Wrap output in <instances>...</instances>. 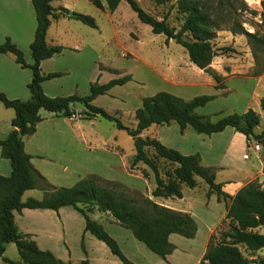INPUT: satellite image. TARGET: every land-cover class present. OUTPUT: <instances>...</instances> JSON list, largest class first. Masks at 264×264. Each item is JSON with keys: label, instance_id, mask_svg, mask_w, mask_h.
<instances>
[{"label": "trees", "instance_id": "obj_1", "mask_svg": "<svg viewBox=\"0 0 264 264\" xmlns=\"http://www.w3.org/2000/svg\"><path fill=\"white\" fill-rule=\"evenodd\" d=\"M54 0H32L36 11L37 28L30 46L34 62L28 64L24 52L10 38L0 44V53H12L16 61L33 73L28 87L31 92L29 100L11 99L0 91V103L15 111L11 123L13 129L9 135L0 140L1 155L11 162L10 175H0V258L7 264H90L88 259L72 262L62 261L49 250H42L33 236L20 230L14 211L22 212L24 208H48L58 211L61 207L72 206L85 217V232H90L103 241L122 264H135L123 252L118 241L111 236L104 226L90 218L89 212L95 208L100 212L110 213L122 227L129 229L134 237L142 241L153 253L167 261L177 246L170 241V235L178 234L185 238H194L198 224L192 214L178 211L155 202L150 196L131 190L120 182L106 180L96 174L88 175L70 187H57L48 182L46 177L34 167L32 156L25 151V138L36 132L43 120L40 110L45 109L56 114L72 117L76 114L73 104H84L89 116L101 115L114 121L119 129H124L133 137L136 154L131 168L139 162L146 164L154 173L156 187L152 192L155 197L182 198V185L190 188L197 186V177L208 185V197L215 193L219 200L226 203V217L229 229L220 233L217 240L212 234L207 249L199 264H264V257L258 261L249 259L242 252L245 247L250 253L264 249V234L256 228L264 226V186L254 181L243 187L235 196L223 191L222 184L216 182L213 167L202 164L199 153L185 155L179 150L163 144L157 138L143 137L142 133L152 125H171L176 123L181 134L192 128L198 134L212 135L227 127H233L243 133L248 142H257L264 148V130L261 115L252 108L243 113H230L217 121L211 116L197 113L199 106H204L216 98V95L201 94L191 99L168 91H158L145 96L142 105L136 109L135 128L125 125L118 117L105 108L93 104L100 95L107 94L114 86L124 85L132 80L131 75L114 78L106 83L99 79L90 85L86 96L77 94L68 96H48L43 89L45 80L61 76V73L41 72V62L63 51L60 45L47 43V32L54 16ZM97 7L114 12L121 2H126L136 13L139 21L151 27L155 34H163L167 42L174 40L188 52L190 60L200 69L209 71L213 59L227 53V50L215 49L212 41L219 31L229 30L234 35H245L249 44L264 46V38L257 32L251 33L244 27L242 12L238 0H156L157 4H170L175 9L181 23L179 28L171 25L168 15L159 19L143 8L138 0H91ZM246 3L244 0H240ZM105 2V4H104ZM264 4V1H262ZM263 6V5H262ZM264 10V6H263ZM66 8L60 13L68 14ZM257 14L258 11H253ZM74 13V18L84 24L97 28L95 18ZM264 22V13L261 14ZM215 78L219 77L215 75ZM223 83L216 89H223ZM264 109V99H261ZM150 150L153 152L150 153ZM172 165V169L162 172L159 161ZM40 189L44 192L42 199L33 197L22 201L25 191ZM15 243L20 259L18 261L4 256L6 245ZM82 249L87 253L84 237Z\"/></svg>", "mask_w": 264, "mask_h": 264}, {"label": "crops", "instance_id": "obj_2", "mask_svg": "<svg viewBox=\"0 0 264 264\" xmlns=\"http://www.w3.org/2000/svg\"><path fill=\"white\" fill-rule=\"evenodd\" d=\"M86 1L94 4L91 0H54L52 2L54 16L51 17V24L46 40L48 45H60L64 49L51 58L43 60L41 62V72L44 75L49 73L69 74L71 77L61 82H55L56 78L45 80L42 86L48 96L78 95L80 84L86 83V85H89L90 83L91 85L94 82L95 75L105 71L99 68L95 74L94 67L89 69L87 65H84V59H88V55L93 56V53L99 55L98 51L95 50L96 41L94 39L84 41L82 37L79 38L76 32L77 28H74L76 26L71 22L74 20V16H71L70 12L93 13V7L90 8ZM60 8H66L70 12L68 14L60 13ZM127 9L128 7L124 5V1L121 2L114 12L99 8L100 12L109 18L111 28H108V32H111L113 36L121 34V27L119 28L121 15L119 14L115 17V14L119 10ZM36 28L37 18L32 0H0V44L4 43L7 38H10L24 52V57L28 64L34 62L30 46L34 40ZM98 30L101 34L98 42L99 46H103L102 51H109L111 47L115 48L112 46V36H109L100 24H98ZM92 34L94 35V33ZM32 77V70L22 67L16 61L14 54L0 53V91L4 92L9 98L29 100L31 92L28 85L32 81ZM247 79L255 80V86H259L263 80L257 77ZM124 85L114 86L108 94L98 96L94 102L98 98L109 94L112 98L117 99L118 97H116L115 93ZM211 88L213 92L209 93H215L216 87L209 83L208 77L200 76L199 80L191 85L190 90L198 92L205 89L211 90ZM197 92L190 94L191 96H179L191 99L199 94V92L196 94ZM199 95H201V92ZM78 103L80 102L73 104L76 114L72 117H66L63 114H56L41 109L40 114L43 120L38 124L36 132L25 138V151L32 156V164L46 177L50 184L57 187H70L86 175L96 174L105 176L100 170L91 168L92 165L87 162L86 157L83 158L86 149L91 150L92 142L90 138L93 137L92 133L90 134L86 130L89 128L85 123L90 118L94 119L96 116L85 114L86 108L80 109V107H75ZM210 103L208 102L204 106H199L196 111L199 114L209 115L211 110L208 106H210ZM124 104L126 103L124 102ZM141 105L142 101L137 108ZM248 109L249 106L244 112ZM259 114L261 115V113ZM14 116L15 111L12 108H7L0 103V140L5 139L13 129L11 121ZM212 119L213 121H217L220 118L217 120ZM173 124L168 127L176 128ZM160 126L163 127L164 125ZM191 130L193 129H186L181 135V139L163 130H160V134H157L155 137L166 146L177 149L185 155L199 153L202 164L215 169L216 182L222 184L223 191L231 196H235L243 187L254 181H258L264 186V148L260 150L252 148L246 136L236 131L233 127H227L225 130L213 133L212 135H194ZM258 130H264L262 122ZM163 137L167 140H164ZM189 139L199 141L200 144L194 148V146L188 144ZM90 155L93 156L94 154ZM131 163L132 160L130 162L131 170L140 169L141 174L150 179L151 169L149 167L141 166L140 164L143 162H139L134 168H131ZM11 172V162L9 159L2 157L0 148V175L8 176ZM184 186L185 184L182 185V198L153 196L152 192L156 184L150 188L147 186L145 194L160 205L192 214L197 224L198 222H204L203 224L206 225L204 242L198 252L194 253V258H200L206 251V242L211 232L226 217V203L223 200H219L215 193L208 197V185L199 180L198 177L197 186L194 188L189 187L188 195L185 192ZM199 186L202 188L203 199H198V195L196 196V190ZM43 196L44 192L42 190L30 189L24 192L22 201H26L30 197L42 199ZM195 209L199 210V212L197 213ZM14 216L22 232L31 234L42 250L51 251L62 261L79 262L88 259L90 264H122L121 260L112 254L109 247L103 241L97 239L90 232H85V217L72 206L61 207L58 211L48 208H24L22 212L14 211ZM89 216L112 233L121 248L123 247L121 241L125 243L128 250L126 249L123 252L135 264H177L175 262L176 256L192 252V248H181V246H184L179 245L176 242L179 239L174 240V234H172L170 235V241L177 246V249L168 255L167 261L161 257L157 258L146 252L135 241L134 238L136 237H134L132 232L130 233L129 229L118 224L110 213L100 212L95 208L89 212ZM256 231L264 233V226L256 228ZM83 237L87 253L82 249ZM136 240L139 239L136 238ZM196 241L198 239H192V242ZM261 251H264V249L257 251L256 254H259ZM4 256L15 261L20 259L15 243L11 242L6 245ZM0 264L7 263L0 258Z\"/></svg>", "mask_w": 264, "mask_h": 264}, {"label": "rangeland", "instance_id": "obj_3", "mask_svg": "<svg viewBox=\"0 0 264 264\" xmlns=\"http://www.w3.org/2000/svg\"><path fill=\"white\" fill-rule=\"evenodd\" d=\"M140 5L148 12L152 13L159 19L168 15V21L171 25L179 28L181 20L177 15L175 9H172L170 4L159 5L156 0H138ZM246 3L238 0V5L244 10L242 12L244 27L251 33L257 32L258 35L264 38V22L261 16L264 13L262 1L264 0H244ZM87 2V1H86ZM89 7H93V13H85L95 18V21L102 26L105 32L112 36V46L109 51H102L103 46H99L98 39H100V31L97 28L88 26L80 20L74 18L72 24L77 28V36L83 38L84 41H96V51L92 55H88V59H84V65L89 69L95 68V72L105 70L98 73L94 77V82L99 79L100 83L108 82L116 77H123L131 75L132 80L124 85L118 92L115 93L117 99L109 95L102 96L93 101V104L105 108L109 113L118 117L125 125L135 128L137 120L135 112L140 105L144 96L154 95L158 91L173 92L176 95L191 96L197 91H191V85L199 80L200 76L208 77L209 83L218 85L223 83L226 87L223 89H216V98L210 101L211 118L215 120L230 113H241L249 108L258 111L262 115V124H264V109L261 107V99H264V46H252L249 44L245 35H234L229 30H221L218 32L217 37L212 41L215 49L228 48L234 49L233 51L227 50V53L220 54L213 59L209 71L200 69L189 58L188 52L180 44L174 40L167 42L165 35L155 34L152 32L150 26L143 24L139 21L136 13L124 2L128 7L127 10H119L115 17L121 15V34L113 36L108 32L111 28L109 18L99 8L87 2ZM263 5V6H262ZM258 11L255 14L253 11ZM91 12V11H88ZM111 12V11H110ZM94 33V35L92 34ZM234 35V36H233ZM98 37V38H97ZM99 56V58H98ZM96 74V73H95ZM215 75L219 78L216 79ZM69 74L55 77V82H61L69 79ZM251 77L261 78L262 83L255 86V80L247 79ZM89 85L80 84L78 87V95L86 96L89 94ZM210 90V89H209ZM200 90L199 94H211L213 89L209 91ZM198 92L196 94H198ZM108 94V93H107ZM198 94V95H199ZM197 96V95H196ZM126 104H124V102ZM75 107L80 109L85 108L84 104L78 103ZM119 110V111H118ZM198 113V112H197ZM93 119V118H90ZM88 120L85 124L89 129H86L90 134L92 133V147L86 149L85 155L87 162H89L93 169L100 170L105 176H100L106 180L117 181L125 185L131 190H137L142 193L147 192V186L150 188L155 186L154 173L151 171L150 179L141 174L140 169L131 170L130 162L136 154V148L133 137H131L124 129H119L114 121L108 120L101 115L94 117L93 120ZM213 120V119H212ZM174 127L170 128L169 125H153L151 128L145 130L142 134L143 137L156 138L160 134V130L168 131L172 136H177L181 139V132L179 126L174 123ZM177 129V130H175ZM194 135H198L194 130H191ZM164 136V135H162ZM169 136V135H166ZM90 137V135H89ZM164 140L165 137H163ZM164 144V143H163ZM190 146H197L199 141L189 139ZM85 147V146H84ZM153 151L150 150V153ZM83 154V152H82ZM90 154H94L91 156ZM86 162V160H85ZM162 172L172 169V165L165 164L164 161H159ZM141 166L146 164L141 163ZM88 176V175H86ZM84 176V177H86ZM99 176V175H98ZM82 177V178H84ZM108 178V179H107ZM110 178V179H109ZM199 180H204L198 177ZM205 185V184H204ZM185 192L189 194V187L184 186ZM198 199H203L202 188L199 186L196 190ZM197 213L199 210L195 209ZM204 222H198V232L194 237L198 239L192 242L194 238H185L181 235L174 234V240L181 248H192V252L186 255H178L175 258L177 264H199L202 257L194 258V253L198 252L202 247L204 237L206 234V225ZM229 221L223 220L210 234H214L216 239L220 233L228 230ZM131 233V231L129 230ZM108 233L112 235L108 231ZM209 234V233H208ZM264 234V233H263ZM209 236V238H210ZM133 237V236H132ZM146 252L159 258L158 255L151 252L143 242L136 240ZM209 241V239H208ZM208 241L206 244H208ZM123 251L128 250L125 243L121 241ZM207 249V245H206ZM242 252L246 257L254 261H258L264 257V251L259 254L250 253L245 247H242ZM194 250V251H193ZM129 258V257H128Z\"/></svg>", "mask_w": 264, "mask_h": 264}, {"label": "built area", "instance_id": "obj_4", "mask_svg": "<svg viewBox=\"0 0 264 264\" xmlns=\"http://www.w3.org/2000/svg\"><path fill=\"white\" fill-rule=\"evenodd\" d=\"M250 146L252 148H254L255 150H260L261 149V145L259 143H257V142H251Z\"/></svg>", "mask_w": 264, "mask_h": 264}, {"label": "water", "instance_id": "obj_5", "mask_svg": "<svg viewBox=\"0 0 264 264\" xmlns=\"http://www.w3.org/2000/svg\"><path fill=\"white\" fill-rule=\"evenodd\" d=\"M70 15H71V16H74V13L70 12Z\"/></svg>", "mask_w": 264, "mask_h": 264}]
</instances>
